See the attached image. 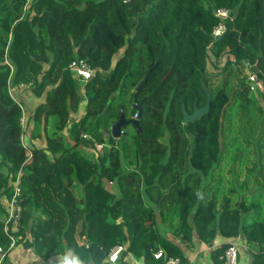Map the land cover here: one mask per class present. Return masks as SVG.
<instances>
[{
    "label": "trees",
    "instance_id": "trees-1",
    "mask_svg": "<svg viewBox=\"0 0 264 264\" xmlns=\"http://www.w3.org/2000/svg\"><path fill=\"white\" fill-rule=\"evenodd\" d=\"M220 9L230 17L214 38ZM77 59L94 71L86 84L70 69ZM238 65L264 86V0H0V246L9 255L2 200L19 179L15 246L43 261L70 253L75 264H112L122 247L123 264L129 255L165 264L159 251L189 264L197 236L241 238L239 264H264V88L251 92ZM22 86L42 99L34 110L12 96ZM208 92V113L185 125L183 106L205 107ZM135 104L144 108L139 128L114 139L113 125L122 113L135 117ZM246 145L261 155L246 162L263 181L216 180L226 149L236 163ZM226 249L212 252L214 264Z\"/></svg>",
    "mask_w": 264,
    "mask_h": 264
},
{
    "label": "built area",
    "instance_id": "built-area-1",
    "mask_svg": "<svg viewBox=\"0 0 264 264\" xmlns=\"http://www.w3.org/2000/svg\"><path fill=\"white\" fill-rule=\"evenodd\" d=\"M216 17L221 18L222 22L214 29L213 37L218 38L224 34L226 31L225 22L230 17V13L227 10L220 9L215 12ZM232 62L236 63V60L234 58H231ZM239 69H241L242 72V78H246V81L250 87L251 92L256 93L259 90H262L264 88L263 82L260 81L257 77V75L253 74L250 71V68L248 65L241 66L238 65ZM70 69L73 72V74L80 80L82 83H87L93 76V69L90 67L89 63L82 59H77L73 61L70 65ZM30 86H22L19 90H27ZM16 90L11 89V94L14 93ZM16 97H14L15 99ZM17 102L18 101L16 98ZM21 109L25 111L24 106L22 104H19ZM30 114L26 111L23 114V117L21 119V125L23 127V130L26 131V120ZM80 116V115H79ZM27 132L24 133V136H26ZM22 136V138H24ZM85 138H88L86 135ZM117 140V139H116ZM103 145H96V148L92 149L91 152L95 154L96 157L99 156V152H96V149L101 152V149L103 150ZM27 156L28 159L32 157V152L27 149ZM11 185L13 186V194L11 198H5L4 201H2L5 214L3 215V224H4V231L9 236L11 240L10 250L12 251L16 246L17 238L15 234H17L20 229L22 228V213H23V207L21 205V189H20V183L19 179L16 181H11ZM123 251L122 247H118L113 250V252L109 256V260L111 263H116L120 252ZM26 254L29 256L34 255V252L32 249H26ZM239 249L236 245H230L227 247L224 255L220 257V261L223 264H239L238 260ZM156 259H165V264H184L179 258H166L164 253L162 251H159L155 254ZM6 260H8V253L0 246V264H6Z\"/></svg>",
    "mask_w": 264,
    "mask_h": 264
},
{
    "label": "crops",
    "instance_id": "crops-1",
    "mask_svg": "<svg viewBox=\"0 0 264 264\" xmlns=\"http://www.w3.org/2000/svg\"><path fill=\"white\" fill-rule=\"evenodd\" d=\"M15 97L19 99L25 100L28 105L30 106V109L34 110L39 103L42 102V99L35 98L29 91L27 90H16L14 92ZM30 128L27 132V135H29ZM30 137V136H29ZM35 144L37 146H44L43 141H36ZM5 198H3L2 201H4ZM157 226L161 229L162 231L164 230L163 228H167L166 225L161 224V221L157 219ZM165 236L171 237V228L169 226V229L164 232ZM194 244L186 249V257L189 262V264H214L212 260V252L214 250L219 249L220 247H228L230 245H236L238 249H242V252L247 251V246L246 243L244 242L243 239L241 238H236V239H225L222 237H217L214 241H212L210 244H205L201 242L197 236L194 238ZM122 253L120 254V256ZM66 261H77V258L73 257L72 254L68 253ZM61 258H55L50 261H43L39 257H37L35 254L34 255H28L26 254V248L24 247L23 244H20L16 246L8 255V261L9 264H57L60 261H64ZM127 263L129 264H144L143 260H137L133 256L129 255L127 256L126 260ZM240 261H241V256H240ZM119 264L120 263L119 260Z\"/></svg>",
    "mask_w": 264,
    "mask_h": 264
},
{
    "label": "rangeland",
    "instance_id": "rangeland-1",
    "mask_svg": "<svg viewBox=\"0 0 264 264\" xmlns=\"http://www.w3.org/2000/svg\"><path fill=\"white\" fill-rule=\"evenodd\" d=\"M209 69L211 71H213L212 67H210ZM219 69L220 68H218V70ZM220 80H221V76H218L217 81H220ZM12 96L15 97L14 93H12ZM259 106L264 107V100L263 99L259 100ZM135 117H132L131 119H135ZM53 123L54 122H52L49 126L50 132L54 131V124ZM236 123H238V121ZM235 128H237V127H235ZM26 132H28L27 129H26ZM31 132H32V130L29 131V135H31ZM226 142L228 143V146H230V143L232 142V140L227 139ZM101 151H102V149H101ZM226 151H227V156L226 157L224 156V160L222 161V164L219 165V167H217V169H219L218 170L219 172L215 176L216 180L219 179L221 181H240L239 183H242L243 181H249V187H252L253 181H263L262 178L259 176V170L254 169L253 162H246L247 155L251 156V158L257 162L260 161L261 155L258 152L256 153L254 147L248 152L247 145H246L245 151H243L244 152L243 158L237 159L236 163H234V160H233L234 156L237 155L236 151L229 149V148H227ZM96 152L100 153V151H98L97 149H96ZM240 155H241V151H240ZM205 181H210V178H205ZM238 186H239V184H238ZM223 189H224V186H223ZM158 219H159V221H161L160 218H158ZM250 219L248 218V221H247L248 224L252 223V221H250ZM166 226H167V228H163L164 229L163 232H165V230L167 231L169 229V225H166ZM120 254H121V252H120ZM118 261L119 260H117V262ZM112 264H114V263H112Z\"/></svg>",
    "mask_w": 264,
    "mask_h": 264
},
{
    "label": "water",
    "instance_id": "water-1",
    "mask_svg": "<svg viewBox=\"0 0 264 264\" xmlns=\"http://www.w3.org/2000/svg\"><path fill=\"white\" fill-rule=\"evenodd\" d=\"M150 74V70L145 74L144 78L142 79V81L140 82V84L136 87L135 91H140V89L143 87V85L145 84V82L147 81L148 77ZM207 97H208V101H207V105L203 108H198L197 106H195L194 112L192 114H190L186 108L183 106V123L185 125H188L189 123H193L197 120H199L200 118H202L205 114L208 113L209 109H210V100H211V94L208 92L207 93ZM134 109L138 112V114L136 115L135 119H131V120H127L125 118V115L122 113L120 115V118L118 120V122L116 124L113 125L112 127V137L114 139H119L121 137L122 134V128L132 124L135 127L139 128V122L142 119L143 115H144V108L141 104L138 105H134ZM103 257V256H102ZM238 260L240 261V255H238Z\"/></svg>",
    "mask_w": 264,
    "mask_h": 264
},
{
    "label": "flooded vegetation",
    "instance_id": "flooded-vegetation-1",
    "mask_svg": "<svg viewBox=\"0 0 264 264\" xmlns=\"http://www.w3.org/2000/svg\"><path fill=\"white\" fill-rule=\"evenodd\" d=\"M135 105H138V104H135ZM201 108H203V107H201ZM194 112V111H193ZM193 112H191L190 114H192Z\"/></svg>",
    "mask_w": 264,
    "mask_h": 264
},
{
    "label": "bare ground",
    "instance_id": "bare-ground-1",
    "mask_svg": "<svg viewBox=\"0 0 264 264\" xmlns=\"http://www.w3.org/2000/svg\"><path fill=\"white\" fill-rule=\"evenodd\" d=\"M25 112H26V110H25ZM30 116V115H29ZM22 117V116H21ZM20 121H21V119H20ZM19 176V175H18ZM20 178V177H19ZM109 259V258H108Z\"/></svg>",
    "mask_w": 264,
    "mask_h": 264
},
{
    "label": "clouds",
    "instance_id": "clouds-1",
    "mask_svg": "<svg viewBox=\"0 0 264 264\" xmlns=\"http://www.w3.org/2000/svg\"><path fill=\"white\" fill-rule=\"evenodd\" d=\"M118 140V139H117ZM73 264H75V262H73Z\"/></svg>",
    "mask_w": 264,
    "mask_h": 264
}]
</instances>
